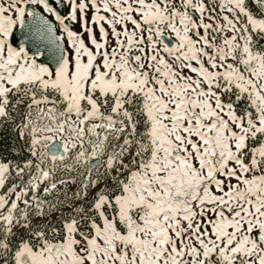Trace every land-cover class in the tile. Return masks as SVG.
Wrapping results in <instances>:
<instances>
[{
  "label": "snow or ice",
  "instance_id": "1",
  "mask_svg": "<svg viewBox=\"0 0 264 264\" xmlns=\"http://www.w3.org/2000/svg\"><path fill=\"white\" fill-rule=\"evenodd\" d=\"M0 264H264V0H0Z\"/></svg>",
  "mask_w": 264,
  "mask_h": 264
},
{
  "label": "trees",
  "instance_id": "2",
  "mask_svg": "<svg viewBox=\"0 0 264 264\" xmlns=\"http://www.w3.org/2000/svg\"><path fill=\"white\" fill-rule=\"evenodd\" d=\"M14 146L13 134L10 131L0 132V155L9 156Z\"/></svg>",
  "mask_w": 264,
  "mask_h": 264
}]
</instances>
